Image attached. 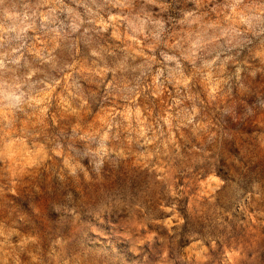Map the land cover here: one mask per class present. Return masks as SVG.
I'll use <instances>...</instances> for the list:
<instances>
[{"label":"clouds","instance_id":"obj_1","mask_svg":"<svg viewBox=\"0 0 264 264\" xmlns=\"http://www.w3.org/2000/svg\"><path fill=\"white\" fill-rule=\"evenodd\" d=\"M0 264H264V0H0Z\"/></svg>","mask_w":264,"mask_h":264}]
</instances>
